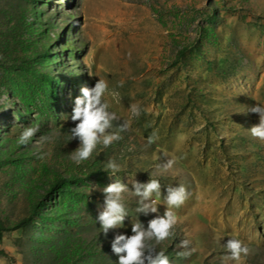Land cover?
Returning <instances> with one entry per match:
<instances>
[{
	"label": "rangeland",
	"instance_id": "rangeland-1",
	"mask_svg": "<svg viewBox=\"0 0 264 264\" xmlns=\"http://www.w3.org/2000/svg\"><path fill=\"white\" fill-rule=\"evenodd\" d=\"M99 78L119 92V101L105 99L130 127L77 165L70 113ZM257 103L264 0H0V225L9 228L0 264H115L114 236L131 235L136 217L147 227L163 215L167 187L180 183L189 196L174 209L173 235L157 245L171 264H264V141L252 137L259 115L248 111ZM131 104L141 105L139 117L131 118ZM35 124L40 134L62 135L40 145L38 133L19 145L23 127ZM153 131L159 139L149 146ZM163 153L177 163L161 173ZM109 158L130 190L129 175L147 182L152 174L161 195L152 198L158 213L145 215L124 193L129 216L105 236L96 217L102 189L116 179L104 170ZM62 178L76 180L70 192L52 193ZM230 237L250 254L228 259ZM182 239L191 241L188 256L179 255Z\"/></svg>",
	"mask_w": 264,
	"mask_h": 264
},
{
	"label": "clouds",
	"instance_id": "clouds-1",
	"mask_svg": "<svg viewBox=\"0 0 264 264\" xmlns=\"http://www.w3.org/2000/svg\"><path fill=\"white\" fill-rule=\"evenodd\" d=\"M89 75L93 74L89 72ZM123 83V81L118 82V86L122 87ZM81 91L83 95L75 98L74 107L70 113V119L75 123V126L68 129L69 141L79 140L78 147L70 152V159L77 165L89 159L98 145L108 148L114 142L119 141L122 138L120 133L127 131L130 127V120L122 118L112 111L111 104L105 99L106 94L116 101L120 99L119 92L115 89L110 90L106 80L99 78L94 86L83 87ZM142 111L141 105H130L131 118L139 117ZM248 111L259 115V123L249 129L252 137L264 141V104L257 103L251 106ZM38 133H41L39 124L25 126L17 143L27 146ZM61 135V130L50 128L49 131L40 134L39 144H54ZM158 139L157 132L153 131L147 137V144L151 146ZM46 155V152L41 151L39 158L43 159ZM176 163L175 157L163 153L160 162L155 164V168L161 173L168 172L174 168ZM104 170L116 177L113 182L102 189L104 193L103 210L96 217L105 236L110 229L123 227L125 218L129 216L128 207L124 202V193L126 192H131L136 198V213L145 215L149 212L158 213V204L152 198L154 193L161 195L160 179L150 174V179L147 182H140L134 178V174L129 175V182L132 184V190H130L117 175L125 170L116 159L109 158ZM188 196L189 192L183 183L177 187L169 185L164 198L166 209L163 215L158 214L150 219L147 227L136 217L135 221L132 220L131 223V235L116 234L111 240L112 252L118 257L115 264H171L165 251L158 250L157 245L173 235L172 229L177 223L174 209L181 207ZM190 245L189 239H182L179 247L185 251L180 252L179 255H190L192 251ZM224 248L228 253L227 258L235 261H239L242 255H249L251 251L243 241L234 237H230L224 243Z\"/></svg>",
	"mask_w": 264,
	"mask_h": 264
},
{
	"label": "trees",
	"instance_id": "trees-1",
	"mask_svg": "<svg viewBox=\"0 0 264 264\" xmlns=\"http://www.w3.org/2000/svg\"><path fill=\"white\" fill-rule=\"evenodd\" d=\"M48 53H50V50L45 49L44 51H42V55L43 54H48ZM75 181L76 180L73 179V178H62V179L56 181V183L53 186L51 192L52 193H54L56 191H66V192H70V188L67 185H73L75 183ZM39 208H41V205L40 204H37L35 206V208H34V211H33L34 214H32L31 217H34V215L37 214V211H38ZM31 217L26 218L23 222H20L19 225L21 226V225H25V224L29 223L32 220ZM7 230H9V228L0 225V242L3 241V239H4V233ZM0 252H4V251L3 250H0Z\"/></svg>",
	"mask_w": 264,
	"mask_h": 264
}]
</instances>
